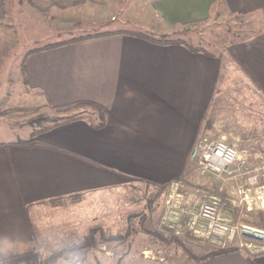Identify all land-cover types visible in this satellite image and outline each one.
Here are the masks:
<instances>
[{
  "label": "crops",
  "instance_id": "1",
  "mask_svg": "<svg viewBox=\"0 0 264 264\" xmlns=\"http://www.w3.org/2000/svg\"><path fill=\"white\" fill-rule=\"evenodd\" d=\"M4 7L0 0V19ZM139 7L133 23L146 32L171 35L233 19V39L214 52H195L122 31L28 53L20 83L31 106L85 117L29 143L31 137L7 139L0 130V235H18L28 245L22 254L0 255L8 264H48L41 227L31 217L39 205L91 198L107 210L112 194L119 208L134 203L161 226L171 185L187 176L182 181L192 186L199 178L189 176L188 159L201 137L215 139L244 123L253 133L260 127L264 143V0H143ZM134 195L141 200L132 203ZM128 263L100 253L86 264ZM193 264H264V252L240 249Z\"/></svg>",
  "mask_w": 264,
  "mask_h": 264
},
{
  "label": "rangeland",
  "instance_id": "2",
  "mask_svg": "<svg viewBox=\"0 0 264 264\" xmlns=\"http://www.w3.org/2000/svg\"><path fill=\"white\" fill-rule=\"evenodd\" d=\"M65 1L55 6L36 0H4V12L0 19V130H3V137L7 139L14 135L24 139L32 138L36 130L66 119L31 106L32 101L25 96L20 80L23 77L24 60L31 51L122 31L148 33L155 37L167 36L193 48H202L205 52L221 49L228 40L233 39V19L178 29L171 35H157L133 23L135 10H143V7H139L143 0ZM135 2H138V7ZM55 11L60 14L56 15ZM79 110L94 111L92 108ZM72 114L69 113L70 117H85V114ZM241 114L238 111L239 117L244 120ZM39 118H51V121L38 123ZM220 138L237 145L253 169L258 170L264 166V143L261 142L260 127H255L253 133L246 129L244 123H233V128L224 129L215 139ZM191 172L189 176L199 178L192 186L183 183L182 192H189L192 197L207 196L219 200L233 225L250 227L255 231L264 230L263 170L257 171L258 179L255 182L246 178L242 181L219 180L212 176L208 177V181H203L202 174L193 169ZM201 184L206 185L204 190ZM118 199L116 195L108 196L107 210L91 198L87 201L82 198L55 201L33 208L31 217L41 227L45 240L47 254L44 260L56 254L60 256L46 263L61 260L63 264L70 251L78 250L81 264L96 259L100 253H111L113 258L120 256L128 264H140L141 261L145 262L141 264H193L202 261L212 251L239 245L238 242L228 243L226 240H222V244L212 243L184 228L170 229L162 223L160 226L149 220V215L143 212L144 208L132 206L133 202L141 200L140 197L134 198L133 204L120 208L116 203ZM149 201L151 208L156 209L157 198L151 197ZM142 202L147 203L146 200ZM102 216L104 223L96 221ZM242 240L253 242L254 238L249 236ZM256 243L264 248V241Z\"/></svg>",
  "mask_w": 264,
  "mask_h": 264
},
{
  "label": "built area",
  "instance_id": "3",
  "mask_svg": "<svg viewBox=\"0 0 264 264\" xmlns=\"http://www.w3.org/2000/svg\"><path fill=\"white\" fill-rule=\"evenodd\" d=\"M237 145L229 144L225 139L200 138L189 157L193 171L202 174V179L215 177L219 180H239L250 182L258 179L257 171H264V166L253 169L246 156ZM183 181L174 182L167 196L161 223L170 229H187L195 236L212 243H239L240 249L252 254H261L264 248L256 242L264 241V230L255 231L250 227L239 226L227 216L221 202L207 196L192 197L189 192H182ZM252 236L253 242H243L242 238Z\"/></svg>",
  "mask_w": 264,
  "mask_h": 264
},
{
  "label": "trees",
  "instance_id": "4",
  "mask_svg": "<svg viewBox=\"0 0 264 264\" xmlns=\"http://www.w3.org/2000/svg\"><path fill=\"white\" fill-rule=\"evenodd\" d=\"M121 33H124V32H121ZM114 34H116V33H106V34L104 33V34H101V35H98V36L82 38V39H79V40L69 41V42H66V43L54 44V45L48 46L46 48L37 49V50H35V52L36 51H44V50L54 49V48H57V47H59L61 45L75 43V42H81V41L90 40V39H96V38L110 36V35H114ZM132 34H134V35H136L138 37H141L143 39H146L148 41H151V42H154V43H157V44H161V45L185 44V43L181 42L180 40H175V39H172L170 37L168 38L167 36L155 37V36H152V35H150L148 33H145V34L144 33H132ZM188 47L191 50L195 51V52H199V51L203 50L202 48H193L191 46H188ZM78 118L79 117H69V118H66V119H63V120L61 119V121L59 120L60 122L57 120L56 123L53 126L46 127V128L42 127L41 130H36L33 133L31 140L28 141V142H24V143L33 142L38 135H40L42 133H45V132H47V131H49V130H51V129L59 126V125H62V124H65L67 122H71V121L77 120ZM41 121L42 122H49V121H51V118H39V120L37 122L39 123ZM21 143H23V142H21ZM238 250H240V248L238 246H231V247H228V248L223 249V250L212 251L203 260L218 256V255H221V254L238 251ZM58 257H60V256L56 254L55 257L53 256L49 260H45V262H47V261L51 262V261L57 259Z\"/></svg>",
  "mask_w": 264,
  "mask_h": 264
},
{
  "label": "clouds",
  "instance_id": "5",
  "mask_svg": "<svg viewBox=\"0 0 264 264\" xmlns=\"http://www.w3.org/2000/svg\"><path fill=\"white\" fill-rule=\"evenodd\" d=\"M27 247L28 245L18 235H0V255L2 256L12 253L22 254ZM0 264H8V261L0 258ZM63 264H81L80 252L78 250L70 251L67 254V260Z\"/></svg>",
  "mask_w": 264,
  "mask_h": 264
},
{
  "label": "bare ground",
  "instance_id": "6",
  "mask_svg": "<svg viewBox=\"0 0 264 264\" xmlns=\"http://www.w3.org/2000/svg\"><path fill=\"white\" fill-rule=\"evenodd\" d=\"M246 190H251V188H246Z\"/></svg>",
  "mask_w": 264,
  "mask_h": 264
}]
</instances>
